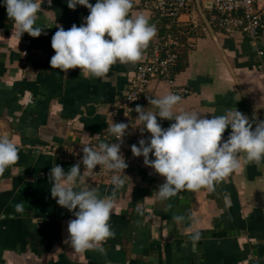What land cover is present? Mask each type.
<instances>
[{"label": "crops", "instance_id": "1", "mask_svg": "<svg viewBox=\"0 0 264 264\" xmlns=\"http://www.w3.org/2000/svg\"><path fill=\"white\" fill-rule=\"evenodd\" d=\"M145 1L134 0L132 11L143 13L157 33H165L168 22L146 10ZM89 2L94 5L96 0ZM212 12L209 0H192L173 28L185 45L193 44L182 49L175 69L176 90L189 93L179 94L154 79L148 97L171 92L183 98L177 111L211 118L236 108L253 125L264 121V72L259 70L264 66V31L257 47L241 33L212 25V32L203 34ZM88 14L84 6L70 9L67 0H52L51 5L43 0L36 21L42 34L19 37L0 0V132L15 141L20 156L0 176V264H264V163H246L243 156L214 190L185 189L166 199L156 192L164 178L153 169L144 164L138 170L126 169L110 220L115 236L103 245L104 252L77 253L65 242L67 222L75 217L51 197L50 169L57 164L67 172L77 163L74 151L83 153L84 145L111 139L107 128L113 120L108 113L151 49L149 44L136 64L116 63L104 79H85L79 68L66 73L51 69V38L58 26H80ZM145 108L156 111L149 104ZM137 115L131 142L150 137L140 130ZM157 119L163 128L173 122ZM230 132L225 131V140ZM48 146L55 155L38 151ZM79 188H94L104 197L111 194L112 184H95L85 177ZM18 203L23 212L16 211ZM198 232L215 234L195 247L187 236Z\"/></svg>", "mask_w": 264, "mask_h": 264}, {"label": "clouds", "instance_id": "2", "mask_svg": "<svg viewBox=\"0 0 264 264\" xmlns=\"http://www.w3.org/2000/svg\"><path fill=\"white\" fill-rule=\"evenodd\" d=\"M51 2L48 0L49 5ZM42 3L43 0H4L7 16L14 22L13 30L19 37L27 33L38 38L42 34L43 28L36 26ZM77 5L86 7L89 14L80 26L73 24L68 30L58 26L51 38L55 53L50 59L51 69L66 73L79 68L85 79H104L116 63L141 61L157 35V27L149 17L132 11L134 0H96L94 5L89 0H67L70 9L75 10ZM182 99L169 92L159 98L148 97L155 112L140 105L134 109L136 120L142 124L140 130L150 133V137L141 138L139 146L131 145V152L134 157H143L144 165L164 178L156 191L160 199L185 189L214 190L215 184L239 167L241 156L246 163H264V121L253 125L236 108L225 109L223 114L211 118L196 111H177ZM157 117L173 122L163 128ZM229 128L231 132L225 140L224 133ZM128 129L129 124L112 121L107 132L117 142L84 145L82 159L67 172L57 164L50 169L51 197L75 217L67 222L65 242L77 253H103V245L115 236L110 220L117 192L125 184L128 164L121 146ZM150 154L154 159H150ZM19 159L15 141L8 134L0 135V176ZM97 166L113 173L108 196L101 197L94 188H79L85 177L95 174ZM16 211L23 212V204L18 203Z\"/></svg>", "mask_w": 264, "mask_h": 264}, {"label": "built area", "instance_id": "3", "mask_svg": "<svg viewBox=\"0 0 264 264\" xmlns=\"http://www.w3.org/2000/svg\"><path fill=\"white\" fill-rule=\"evenodd\" d=\"M192 0H146L143 7L151 13L165 19L167 31L163 34L157 33L156 37L150 42L151 49L148 59L140 64L132 75L127 91L123 98L118 100L110 109L108 115L115 122L129 124L128 134L124 137L121 152L125 157L128 167L126 169L138 170L143 166V157H134L131 152V142L129 139L130 128L133 118L136 116L135 107L140 105L146 107L148 104V86L154 79L165 82L179 94H188V90H176L175 69L181 62V51L186 47L179 32H173L177 26L180 16L190 8ZM212 4L213 12L207 21V26L202 28L203 34L212 32L211 25L215 28L230 34L241 33L257 47L262 32L264 31V0H209ZM187 47L192 48L193 44ZM262 56L263 52L256 50ZM27 52H23L25 56ZM259 70L264 72V66H259ZM120 112H122L120 114ZM2 120L0 119V128ZM1 135V132H0ZM116 138L111 136L108 143H115ZM98 143L93 144L96 146ZM43 154L53 156L55 149L52 147H41L38 150ZM83 153L74 151L73 157L76 162L82 159ZM125 169V170H126ZM124 170V171H125ZM95 174L88 177L95 184H111L112 172L94 169ZM122 175V173H121Z\"/></svg>", "mask_w": 264, "mask_h": 264}, {"label": "water", "instance_id": "4", "mask_svg": "<svg viewBox=\"0 0 264 264\" xmlns=\"http://www.w3.org/2000/svg\"><path fill=\"white\" fill-rule=\"evenodd\" d=\"M210 4H211V2H210ZM211 6H212V4H211ZM121 113L122 112H120V114ZM214 234H215L214 232H211L209 234H204L203 232H198L196 234L187 236V238L195 241L194 246L196 247L197 245L202 246V240L205 238L210 239L211 237H214ZM223 235L226 236V235H228V233L223 234ZM198 240H200V241L198 242Z\"/></svg>", "mask_w": 264, "mask_h": 264}, {"label": "trees", "instance_id": "5", "mask_svg": "<svg viewBox=\"0 0 264 264\" xmlns=\"http://www.w3.org/2000/svg\"><path fill=\"white\" fill-rule=\"evenodd\" d=\"M181 60H182V57H181Z\"/></svg>", "mask_w": 264, "mask_h": 264}]
</instances>
